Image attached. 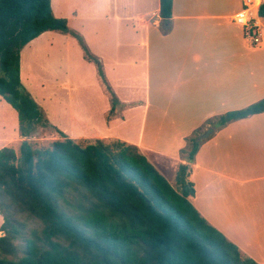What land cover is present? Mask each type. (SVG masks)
Returning a JSON list of instances; mask_svg holds the SVG:
<instances>
[{"label":"crops","instance_id":"1","mask_svg":"<svg viewBox=\"0 0 264 264\" xmlns=\"http://www.w3.org/2000/svg\"><path fill=\"white\" fill-rule=\"evenodd\" d=\"M261 1L246 5L244 0H172L168 20L159 15V0L58 2L74 18L91 21L88 29L94 35L119 37L114 43L119 54L111 69L131 67L127 73L107 77L124 111L112 109L103 127H92L83 114L85 105L77 106L73 124L87 130L84 139L118 138L132 143L171 179L177 165L187 162L179 155L186 138L193 133L198 138L213 128L207 137L198 138L201 143L189 176L195 188L190 201L242 256L264 264V111L222 126L211 123L215 119L209 121L264 97V17L257 14ZM241 15L255 25L257 43L236 22ZM80 29L75 31L86 43ZM41 36L47 42L46 58L54 45L74 44L70 34L59 31H44L34 39ZM90 52L103 63L102 56ZM82 57L85 66H78L93 79V62ZM86 77L79 73L75 91L84 86ZM120 83L125 94L119 92ZM62 85L72 87L67 82ZM135 94L137 100H131ZM134 110L137 116L129 117ZM130 118L133 127H126ZM56 135L51 138H59ZM0 142L1 148L5 143ZM2 221L0 214V225Z\"/></svg>","mask_w":264,"mask_h":264},{"label":"trees","instance_id":"2","mask_svg":"<svg viewBox=\"0 0 264 264\" xmlns=\"http://www.w3.org/2000/svg\"><path fill=\"white\" fill-rule=\"evenodd\" d=\"M171 7L172 0H159L163 20ZM257 14L264 17V1ZM48 30L76 38L104 78L97 56L54 16L50 0H0V96L17 112L21 137L16 148H0V264H259L190 201L196 133L179 151L187 162L177 165L171 184L136 145L78 142L49 123L20 82L21 49ZM111 102L112 110L118 101ZM263 111L264 97L209 121L222 126ZM38 128L59 138L38 144L30 139Z\"/></svg>","mask_w":264,"mask_h":264},{"label":"rangeland","instance_id":"3","mask_svg":"<svg viewBox=\"0 0 264 264\" xmlns=\"http://www.w3.org/2000/svg\"><path fill=\"white\" fill-rule=\"evenodd\" d=\"M58 1L59 0H51L52 13L56 17L65 18L70 29L80 30L81 32L80 28H83L82 30H84L88 40V42L86 40V43L88 46L90 45V51L92 50L103 58V63L100 60L99 62L104 78L99 75L98 67L94 62L92 72L93 79L90 78L85 69L78 66L79 64L85 66V64L83 60H80L83 59V50L76 38H71L74 41L72 47L64 48L62 45H54L50 48L49 57L46 58L45 54L47 53V49L44 46H47V42L44 40L45 36H41L38 39L32 40L21 49L20 82L23 88L39 104L51 125L61 131H64L63 129L66 128L68 131L66 132L67 135L79 136V138L75 140L81 142L88 133H85L87 130H80L83 126H74L73 124L77 106L79 108L80 105H85V112L83 111V114L88 118L89 122L91 121L92 127H103L102 121H106L105 116H108L113 111L111 110V97L117 99L114 91L109 85L107 77H109V74L111 77H115L122 75V73H127L131 70V67L116 66V68L112 67L111 69L113 58H116V55L119 54L116 52V47L114 45L119 37L116 35L103 36L100 33L99 35H94L93 31L88 29V25L91 21L74 18L71 13L68 12L67 6H63ZM58 14H65L67 18L58 16ZM97 23L101 24L102 20H98ZM109 27L113 29V22L109 24ZM47 35L52 34H46V36ZM79 73L82 76H88L86 77V81H84V86H78L75 91L73 85L78 82L77 77ZM115 73L118 74L116 75ZM62 82H67V84L72 85V87H64ZM119 92L120 94H125L126 92L125 89L122 88L121 83L119 85ZM83 96H86V100ZM131 100H137V95L135 94ZM114 107L113 109H115V112L124 111V109L121 108V104L118 102ZM102 112H104V114ZM137 113L138 111L134 110L132 113L129 112L128 116L135 118ZM132 123L133 119L130 118L126 127H133ZM54 135L57 136L55 133L49 132L45 128H38L37 133L32 135L30 139L38 144H42L46 143L47 139H50ZM20 138L18 133L17 112L9 103L0 97V140H4L3 144L5 143V145H11L16 148ZM1 144L0 142V145ZM151 160L154 161L155 158L151 157ZM159 168L162 169L164 176L169 182L174 184V175L169 179V174L163 171L162 167L159 166ZM35 225L33 221H28L29 227Z\"/></svg>","mask_w":264,"mask_h":264},{"label":"built area","instance_id":"4","mask_svg":"<svg viewBox=\"0 0 264 264\" xmlns=\"http://www.w3.org/2000/svg\"><path fill=\"white\" fill-rule=\"evenodd\" d=\"M246 5L250 3V0H244ZM236 22L243 25L247 34L250 35V39L252 43H257L259 38L255 31V25L249 19H246L244 16H238L235 18Z\"/></svg>","mask_w":264,"mask_h":264},{"label":"water","instance_id":"5","mask_svg":"<svg viewBox=\"0 0 264 264\" xmlns=\"http://www.w3.org/2000/svg\"><path fill=\"white\" fill-rule=\"evenodd\" d=\"M213 131V128H208L206 131H204L202 134L199 135V139H203L207 137L211 132Z\"/></svg>","mask_w":264,"mask_h":264}]
</instances>
